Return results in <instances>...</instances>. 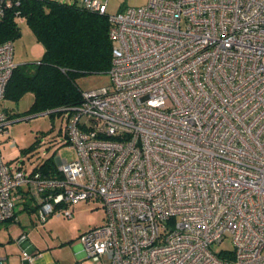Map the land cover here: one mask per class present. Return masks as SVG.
<instances>
[{"label": "built area", "instance_id": "2783aa9c", "mask_svg": "<svg viewBox=\"0 0 264 264\" xmlns=\"http://www.w3.org/2000/svg\"><path fill=\"white\" fill-rule=\"evenodd\" d=\"M20 1L0 0V17ZM107 16L110 83L61 108L76 157L46 174L0 153V224L22 197L41 223L99 200L103 224L79 241L102 264H264V0H147ZM12 50L0 43L6 133ZM225 237L232 248L214 250Z\"/></svg>", "mask_w": 264, "mask_h": 264}, {"label": "trees", "instance_id": "16d2710c", "mask_svg": "<svg viewBox=\"0 0 264 264\" xmlns=\"http://www.w3.org/2000/svg\"><path fill=\"white\" fill-rule=\"evenodd\" d=\"M20 21L26 23L44 50L39 61L16 64L4 88V98L18 101L31 92L28 113L81 103L82 90L76 80L85 74L106 73L111 64L107 11L91 12L80 0H22L0 17V43L14 41L20 35ZM6 110L11 120L16 113ZM37 165L43 173L55 171L50 159Z\"/></svg>", "mask_w": 264, "mask_h": 264}, {"label": "rangeland", "instance_id": "374dc122", "mask_svg": "<svg viewBox=\"0 0 264 264\" xmlns=\"http://www.w3.org/2000/svg\"><path fill=\"white\" fill-rule=\"evenodd\" d=\"M68 1V0H59ZM147 3V0H108V13L114 14L128 7H138ZM20 35L13 41V61L15 64L36 62L42 57L43 45L27 27L24 21L19 22ZM76 85L82 91L107 86L110 83L106 73L85 74L76 80ZM33 94L28 92L18 101L4 98L1 108L8 109L13 114L6 130L0 132V153L3 162L18 163L26 171L36 164L50 159L55 164L57 158L72 159L76 157L75 150L67 143L66 111L47 113H28ZM27 117V118H26ZM16 143L11 146V141ZM70 218H52L51 223L43 225L36 223L28 232L29 240L34 244L41 256L34 259L33 264H102L101 261L80 254L79 236L84 231L101 226L105 216L104 208L99 200H88L76 203ZM64 221V223L62 222ZM64 238V243H60ZM214 250L221 248L231 249L230 238L225 237L219 244H213ZM17 259H22L19 250Z\"/></svg>", "mask_w": 264, "mask_h": 264}, {"label": "crops", "instance_id": "0c3cea01", "mask_svg": "<svg viewBox=\"0 0 264 264\" xmlns=\"http://www.w3.org/2000/svg\"><path fill=\"white\" fill-rule=\"evenodd\" d=\"M29 201L25 198H20L16 202L14 209V218L4 220L0 224V256L5 257L6 264H29L26 259H17L19 250H27L30 253L37 252V248L28 238V231L40 223L41 225L50 222L52 218H63V216H51L45 222L37 221L34 210L29 209ZM29 206V207H28ZM64 219V218H63ZM64 223V221H62ZM60 243H64V238H60ZM79 252L84 254V250L79 241ZM85 255V254H84ZM41 256L37 255L36 257ZM34 257V258H36ZM34 261V260H33ZM58 264V263H56Z\"/></svg>", "mask_w": 264, "mask_h": 264}, {"label": "water", "instance_id": "95a60500", "mask_svg": "<svg viewBox=\"0 0 264 264\" xmlns=\"http://www.w3.org/2000/svg\"><path fill=\"white\" fill-rule=\"evenodd\" d=\"M62 109L61 108H56V109H52V110H47V111H44V112H41V113H47V112H53V111H61ZM27 118V117H26ZM12 122V121H11Z\"/></svg>", "mask_w": 264, "mask_h": 264}]
</instances>
